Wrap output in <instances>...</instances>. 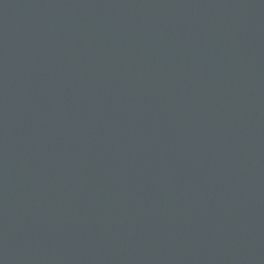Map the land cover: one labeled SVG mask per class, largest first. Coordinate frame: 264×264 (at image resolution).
Segmentation results:
<instances>
[{"label":"water","instance_id":"obj_1","mask_svg":"<svg viewBox=\"0 0 264 264\" xmlns=\"http://www.w3.org/2000/svg\"><path fill=\"white\" fill-rule=\"evenodd\" d=\"M0 264H264V0H0Z\"/></svg>","mask_w":264,"mask_h":264}]
</instances>
